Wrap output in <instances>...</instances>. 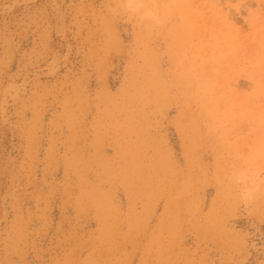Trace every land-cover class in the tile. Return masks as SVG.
Wrapping results in <instances>:
<instances>
[{
  "label": "rangeland",
  "instance_id": "1",
  "mask_svg": "<svg viewBox=\"0 0 264 264\" xmlns=\"http://www.w3.org/2000/svg\"><path fill=\"white\" fill-rule=\"evenodd\" d=\"M0 264H264V0H0Z\"/></svg>",
  "mask_w": 264,
  "mask_h": 264
},
{
  "label": "bare ground",
  "instance_id": "2",
  "mask_svg": "<svg viewBox=\"0 0 264 264\" xmlns=\"http://www.w3.org/2000/svg\"><path fill=\"white\" fill-rule=\"evenodd\" d=\"M57 5V4H56ZM57 7V6H56ZM56 11H55V14H56V22L57 23H55V24H57L56 26H58L57 28H59V29H62V28H64L63 26H64V23H65V19H64V15H63V13H62V11L61 10H59V9H55ZM61 31V30H60ZM54 63H55V61H54ZM53 63V64H54ZM52 64V66H50L51 68H55L54 67V65ZM50 68V69H51ZM18 88V87H17ZM16 90H18V89H16ZM21 90V89H20ZM11 95V94H10ZM14 97H18L19 96V91L17 92L16 91V93L13 95ZM20 98H21V96H20ZM12 100H13V98H12ZM19 100V99H18Z\"/></svg>",
  "mask_w": 264,
  "mask_h": 264
},
{
  "label": "clouds",
  "instance_id": "3",
  "mask_svg": "<svg viewBox=\"0 0 264 264\" xmlns=\"http://www.w3.org/2000/svg\"><path fill=\"white\" fill-rule=\"evenodd\" d=\"M148 15H150V13H148ZM241 195H242V197L247 198V197H249L251 195V190L245 188V189L242 190Z\"/></svg>",
  "mask_w": 264,
  "mask_h": 264
}]
</instances>
